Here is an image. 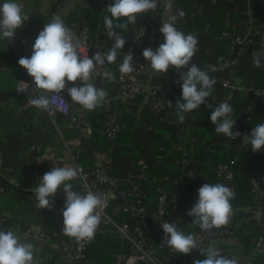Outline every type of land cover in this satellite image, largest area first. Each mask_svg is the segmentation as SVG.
Listing matches in <instances>:
<instances>
[{"label": "crops", "instance_id": "crops-1", "mask_svg": "<svg viewBox=\"0 0 264 264\" xmlns=\"http://www.w3.org/2000/svg\"><path fill=\"white\" fill-rule=\"evenodd\" d=\"M17 2L29 18L17 29L11 43L0 39V230H12L22 241L32 243L36 250L34 259L38 264H56L63 258L65 249L74 243L72 237L63 234L62 210L66 194L62 189L53 198L51 210L36 207L33 188L46 172L55 167H75L78 172L88 171L92 169L94 160L101 157L108 163L110 175L123 181L143 161L147 152H156L160 164H157L155 171L149 172L150 175L147 173L150 183L151 179L154 182L167 181L172 170L187 166L193 169H187L188 173L193 176L196 173L195 177L203 184H216L212 168L229 155L226 147L228 138L215 133V125L210 120L211 110L222 102L229 103L233 108L232 118L236 120L233 131L247 126L250 134L258 124L264 123V97L246 101L236 93L245 90L231 94L214 85L212 95L206 102L212 104V109L202 104L192 113H186L185 121L180 123L175 103L181 98L182 88L176 82L178 76L173 66H169L165 74L155 72L150 66L146 73L150 83L162 84L164 81V85L168 86L164 92L166 108L161 118H154L143 95L130 100L114 98L117 93V68L130 48L138 24L146 21L157 31L158 39L154 47L157 49L164 42L161 24L177 14L178 10H183L186 15L178 18L176 27L186 35L195 34L198 40V51L192 63L210 72L211 67L222 72L234 70L235 75L230 80L243 87H249L248 81L259 83V80H264V57L261 59L262 66L253 68L250 78L247 71L250 64L248 52L239 51L222 36L225 32L246 34L256 30V24L263 19L264 0H171V9L164 7L166 0H158L155 11L138 14L136 23L129 24L127 30L116 29L127 42L123 50L118 51L116 61L98 66L92 79L97 88L107 91L102 104L94 110H87L71 101L65 89L61 93L69 104V115L64 117L58 114L53 120L45 110L28 103L34 97L21 96L14 90L15 81L27 74L18 60L31 56L32 45L45 24L49 23L53 12L60 13L76 33L87 30L88 40L93 46L89 57L95 52L105 54L114 41L107 36L103 17L110 16L105 8L114 0ZM119 22H126V18ZM109 71L114 74V80L105 77L104 73ZM72 86V82L67 85ZM42 94L48 96L49 93L42 90ZM169 102L173 105L169 106ZM108 109L118 114L122 124L115 142L110 141L104 132V112ZM166 124L177 130V138L168 148H160L157 145L159 140L171 139ZM153 144L150 151L147 150ZM253 153L257 157H245L242 164L246 168L249 165L253 168L248 180L255 204L241 205V200L242 203L249 202L247 198H240L233 211L241 210L243 214L250 211L251 218L260 219L256 212L262 208L259 201L264 194V150ZM242 174V170L238 169V178L247 180ZM68 183L73 185V191L80 192L79 175ZM189 210L186 208L183 211L180 230L195 236L199 226L192 224L193 218L187 214ZM240 221L243 218L238 219L237 223ZM93 243L81 264H115V255L126 250V244L110 230L98 234ZM208 243L204 241L200 249L212 248L224 252L228 258L238 257L239 262L248 255L242 244L232 236L212 239ZM187 255L178 253L182 262H185ZM262 256L257 264H264V254Z\"/></svg>", "mask_w": 264, "mask_h": 264}, {"label": "clouds", "instance_id": "clouds-1", "mask_svg": "<svg viewBox=\"0 0 264 264\" xmlns=\"http://www.w3.org/2000/svg\"><path fill=\"white\" fill-rule=\"evenodd\" d=\"M157 7L158 0H114L105 8L110 16L103 17L107 36L113 39L114 44L105 54L95 52L91 57L81 54L82 49L75 34L60 16H54L36 37L31 56L18 60V64L33 78L34 88L38 93L28 100V103L38 109L50 110L49 99L41 90L59 94L66 89L71 101L83 108L94 110L99 107L105 100L107 91L92 83L95 69L114 63L118 51L123 50L127 42L116 29L127 30L129 24L136 23L138 14L155 11ZM164 7L171 9V0H166ZM185 15L183 10L171 15L160 27L164 42L157 49L145 48L142 53L155 72L165 74L169 66L179 72L176 82L181 84L182 95L175 106L180 123L185 121L186 113H192L202 104L212 109V104L206 102L212 95L215 82L208 71L192 63L198 51V40L195 34L186 35L176 27L178 18ZM28 18L17 0H3V3H0V39L11 43L17 29ZM122 18H126V22L120 23ZM261 56H264V52L254 53L256 67L262 66ZM181 69L187 71H180ZM210 70L216 69L211 67ZM133 71V55L127 52L119 66V72L126 75ZM104 75L108 80H114L112 72H105ZM69 82L74 86L67 87ZM168 105L173 104L169 102ZM232 113V106L222 102L211 110L210 114L215 133L223 134L231 140L241 135L239 131H233L236 120L232 118ZM243 141L250 143L252 152L264 150V123L253 128ZM78 175V169L75 167H55L40 178L33 192L37 201L36 207L51 210L53 198L57 191L62 189L66 194L62 210L63 234L77 241L91 240L101 222L97 210L104 207L105 200L101 194L92 191L85 194L73 191V185L68 182L76 179ZM233 198L234 193L229 187L220 183H205L198 189V199L187 214L193 218L192 224L199 226L202 231L220 228L227 225L234 215L231 204ZM161 227L165 233L164 244L174 249V252L189 254L193 249H198L201 255L206 254L205 259L196 260L194 264H239L236 256L228 258L212 248L200 249L195 236L178 230L175 224L164 222ZM35 251L34 245L22 241L16 232L0 230V264H38L34 259Z\"/></svg>", "mask_w": 264, "mask_h": 264}, {"label": "built area", "instance_id": "built-area-1", "mask_svg": "<svg viewBox=\"0 0 264 264\" xmlns=\"http://www.w3.org/2000/svg\"><path fill=\"white\" fill-rule=\"evenodd\" d=\"M50 16L49 22L54 16L62 18V15L58 12H53ZM66 26L69 27L67 24ZM71 30L79 41L80 49H82L81 54L90 56L93 46L88 40L87 30L83 29L78 33L73 29ZM251 33L252 31L246 34L225 32L222 36L230 44L236 46L239 51H251L254 59L257 47L264 45V19L260 27V40L254 39ZM157 39V31L148 22L145 21L138 24L130 48L127 51L133 55L134 71L126 75H122L119 72V66L122 64L125 55H127L126 52L117 68L115 78L117 93L114 98L116 100H130L138 95H143L152 112L159 114L165 109V99L161 94L162 84L150 83L146 79L150 63L142 55L145 48L150 47L155 50ZM173 71L179 79V72L175 68ZM180 71H187V69H181ZM208 73L210 77L214 78V85L218 84L226 91L242 89L251 93L253 98L264 97V86L243 87L227 77H221L212 73V71H208ZM14 90L24 97H35L38 95L34 88L33 78L28 73L15 81ZM47 97L50 102V110H45V112L49 118L53 120L58 114L64 117L69 115V104L64 94L49 93ZM250 109L251 107L249 106ZM120 131L121 123L118 114L115 111L109 112L105 121V135L113 141ZM239 132L241 135L232 140L240 148L247 144L243 139L248 135V132L245 128ZM233 165L234 160L228 163H218L214 167V173L217 177L224 179L227 187L233 191L235 196L236 183ZM146 171L147 164L141 161L135 172L129 173L123 181H119L110 175L109 165L101 157H97L94 160L91 170H79L80 193L85 194L88 191H92L101 194L105 200L104 207L97 210L101 217V222L93 239L77 241L72 238L74 239L73 245L65 249L63 258L56 264H75L83 257L84 252L95 240L96 236L106 230L114 232L126 244V250L115 255V264H178L177 254L174 249L164 244L165 233L161 224L164 222L172 223L180 230L182 217L178 214V209L181 190L185 186H191L193 195H196L202 183L192 174H188L174 180L175 184L178 185V189L156 185L154 187V205L150 208L147 203L150 193L141 185L142 182L149 181ZM256 213L257 218H260L264 215V209L260 208ZM121 215L128 217L133 221V224L126 219H120ZM149 224H151V227H149ZM228 234H230L229 229L223 227L210 231H198L195 234V238L201 248L204 245L205 237L221 239ZM198 251V249L191 251L190 264H194V261L198 260ZM263 254L264 234L257 239L253 249L239 264H252L255 256Z\"/></svg>", "mask_w": 264, "mask_h": 264}, {"label": "trees", "instance_id": "trees-1", "mask_svg": "<svg viewBox=\"0 0 264 264\" xmlns=\"http://www.w3.org/2000/svg\"><path fill=\"white\" fill-rule=\"evenodd\" d=\"M263 19H264V12H263ZM263 19H262V21H263ZM262 21H260L258 24H256V30H254L251 33V36L254 39H256L257 41L260 40V27H261ZM232 46H234V45H232ZM246 51L248 52L247 54H248V58H249V62H250V64L247 66V71H248V74L250 75L249 77L251 78V73L253 71V68H256V66L254 65V59L252 57V52L249 50H246ZM257 51L264 52V45L258 46L256 49V52ZM263 57L264 56H262L260 59H262ZM230 60H231V58L228 59V61H230ZM233 71L232 70L228 71L227 69L224 70L223 72L219 71V70H215V71H212V73H215L216 75H219L221 77H227L230 79L231 77H233L235 75ZM258 82L259 83H253L252 81H248V84H249L248 86H253V87H263L264 86V80H259ZM161 83H162L161 94L164 97V92L167 90L168 86L164 85V83H166L164 81H162ZM214 86H216L220 90H224L218 84H216ZM224 91H226V90H224ZM236 91H238V90H233V91H229V92L231 94H235ZM236 93L243 96L246 101H249V100L251 101V99L253 98L251 93H249L247 91L246 92L240 91V92H236ZM164 99H165V97H164ZM165 108H166V100H165ZM111 111H113V110L108 109L106 112H104L106 114V117H107V114ZM162 113H159V114L153 113L155 115L154 118L156 120L158 118H161ZM246 115H247V113H246ZM106 117H105V121H106ZM119 119H120V117H119ZM120 123H121V120H120ZM166 126H167V131L169 133L168 134L169 138H171V139L166 140V141H165V139L159 140L157 145L160 148H168L170 145H172L173 143L176 142L177 130H175L171 125L166 124ZM104 128H105V125H104ZM244 128L247 130V132L249 134V128H247V126L240 127L238 130L236 129L235 131H241ZM121 129H122V124H121ZM118 135L113 140L114 142L118 138ZM110 141H112V140H110ZM227 141L228 142H227L226 147L228 149L229 155L227 156V158L223 159L221 162H218V163H228L231 160H234L233 172H234V180L236 183V193H235L234 198L231 200V204L234 207L237 203L240 202V198H247L249 203H242V200H241L240 204L241 205H245V204L253 205V204H255V202L253 201V193L251 192V187L249 186V180H248V178H250L251 171L253 168H251L250 165H249V168L248 167L246 168L244 166V163L242 164V161H244L245 157H247V158L255 157L256 158L257 154L253 153L251 151V149H250L251 145L248 143L239 148V147H237L235 141H233L229 138ZM153 146H154V144L151 145L150 147H148L147 150L150 151L149 148H151ZM143 161L147 164V171H146L147 173H149V172L152 173L153 171H155V169H156L155 167L157 166V164H160V161L158 160V158L156 156V152H152V153L147 152L143 158ZM216 164L217 163H215L213 165V168H212V171H213L212 173L214 175V178L216 179L217 183H220V184L227 186L226 182L224 181V179L222 177H217L215 175L214 167ZM137 169H138V166L136 165L135 170L132 171L131 173L135 172ZM187 169H190L193 171V169H191L187 166H184L181 169H178L177 171L172 170L171 173L169 172L170 177L168 178L167 181L154 182L153 179H151L152 180L151 183L149 181L142 182V184H141L142 187L145 190L149 191V193H150L149 194V200L147 199V201H148L147 203L149 204L150 208H152L154 205V203H153L154 199H155L154 198V196H155L154 187L156 185H161L164 187H169L170 189H178V185L175 184L174 180H176L180 176L188 175L189 170H187ZM238 169L242 170V173H243L242 175L247 177V180L243 179V181H242L240 178H238ZM149 175H150V173H149ZM149 175H148V177H150ZM195 176H196V173L194 174V177ZM238 183H239V185H238ZM202 185H203V183H202ZM197 199H198V194L193 195V189L191 186L183 187V189L181 190V194H180L178 214L182 217L183 211L186 208L191 209V207L196 203ZM259 203H260V206L264 209V194L261 196ZM250 213L251 212L249 211L246 214H243V213H241V210L240 211L238 210L231 217V219L227 225L220 227V228L226 227L230 231V234L225 235L223 238L230 237V236L235 237L238 240V242L240 244H242L243 250L245 251V253H247V252L249 253L253 249V247L255 246L257 239L261 235L264 234V215H262L260 217V219H253V218H251ZM119 218L120 219H126L127 221H131L128 217H124L123 215H121ZM240 218H243V221H240L239 223H237V220ZM245 218H247V221H245ZM131 223L133 224V221H131ZM150 225L151 224H149V227H151ZM181 225H182V222L180 224V227H181ZM213 229H216V228L214 227ZM198 231H201V229L198 228ZM99 235H100V233H99ZM211 240L212 239L208 238V237L204 238V241L207 244H209L208 242H210ZM92 246H94L93 242L88 246V248L84 252L83 257L81 259H79L75 264H81L82 263L84 256L86 254H88V252ZM219 252L221 255L227 257V255H225L224 252H221V251H219ZM176 254H177L178 264H184L185 262H186L185 264H190L189 262H190L191 253H189L187 255V257L184 258L185 262H182V260L180 259V256H178V253H176ZM205 258H206V255H201L200 252L198 251V260H203ZM262 258H263L262 255L255 256L253 261H252V264H257V262L260 261V259H262Z\"/></svg>", "mask_w": 264, "mask_h": 264}]
</instances>
